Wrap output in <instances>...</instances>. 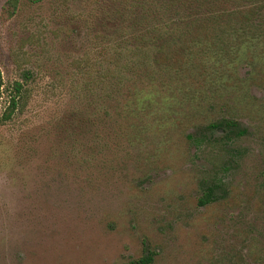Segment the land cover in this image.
Instances as JSON below:
<instances>
[{
	"label": "rangeland",
	"instance_id": "obj_1",
	"mask_svg": "<svg viewBox=\"0 0 264 264\" xmlns=\"http://www.w3.org/2000/svg\"><path fill=\"white\" fill-rule=\"evenodd\" d=\"M7 1L0 264H264V27L229 29L135 89L86 93L94 4L18 0L6 18Z\"/></svg>",
	"mask_w": 264,
	"mask_h": 264
},
{
	"label": "trees",
	"instance_id": "obj_2",
	"mask_svg": "<svg viewBox=\"0 0 264 264\" xmlns=\"http://www.w3.org/2000/svg\"><path fill=\"white\" fill-rule=\"evenodd\" d=\"M18 0H8L3 16L15 15ZM39 4L45 0H25ZM94 4L95 20L90 24L100 60L92 68L89 58L79 62L81 88L86 93L95 89L111 87L114 93L119 89H135L139 82L155 79L157 76L177 71L180 66L205 54L202 46L219 43L230 35L229 29L262 30L264 27V0H83ZM80 15L72 16L74 22ZM95 26V28H94ZM93 33V32H92ZM228 37V38H229ZM199 47L198 50L190 48ZM28 77V76H27ZM26 76L24 77L27 80ZM3 80L0 72V99ZM16 96H11L8 112L3 120L9 119L18 106L22 84L14 85ZM227 127L233 123L227 122ZM218 124H209L211 129ZM234 127V126H233ZM239 135L244 130L238 131ZM200 205L210 203L212 191L207 189ZM152 255L144 254L126 264H151Z\"/></svg>",
	"mask_w": 264,
	"mask_h": 264
}]
</instances>
